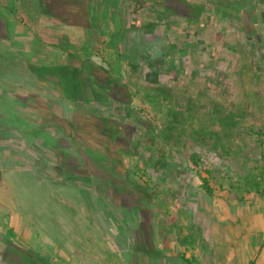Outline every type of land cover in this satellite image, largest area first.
Returning <instances> with one entry per match:
<instances>
[{"label": "crops", "instance_id": "0c3cea01", "mask_svg": "<svg viewBox=\"0 0 264 264\" xmlns=\"http://www.w3.org/2000/svg\"><path fill=\"white\" fill-rule=\"evenodd\" d=\"M136 7L0 0V197L21 166L65 199L49 235L6 219L0 264H264V193H207L190 161L138 171Z\"/></svg>", "mask_w": 264, "mask_h": 264}, {"label": "rangeland", "instance_id": "374dc122", "mask_svg": "<svg viewBox=\"0 0 264 264\" xmlns=\"http://www.w3.org/2000/svg\"><path fill=\"white\" fill-rule=\"evenodd\" d=\"M178 1L138 0V7L129 9L138 15V23L130 26L138 33V171L151 182L169 173L167 161H181L182 165L183 161L192 162L191 152L200 156L193 166L197 170L193 178L202 173L205 165L233 174L236 165H241L238 162L245 164L256 155L254 136L247 127L264 123V112L257 104L264 100L261 0ZM249 63L258 65L261 71L248 72ZM252 74L259 80L256 87L250 84ZM156 84L167 85L179 94L183 106L185 99H192L197 104L194 112L202 120L209 115L213 103L243 107L244 100L250 99L232 143L233 159L195 146L189 138L181 147L166 141L162 131L165 110L158 111L145 95ZM183 112L188 110L183 108ZM186 168L177 170L185 173ZM32 170L19 166L8 183H3L6 195L0 197L1 239L14 237L6 219L16 215L37 233L43 221L47 231L42 229L41 234L49 235L46 222L56 215L55 203L65 204L62 194L55 198L45 195V189L35 180L38 171ZM191 190L197 191L198 186L193 185Z\"/></svg>", "mask_w": 264, "mask_h": 264}, {"label": "trees", "instance_id": "16d2710c", "mask_svg": "<svg viewBox=\"0 0 264 264\" xmlns=\"http://www.w3.org/2000/svg\"><path fill=\"white\" fill-rule=\"evenodd\" d=\"M246 69L251 71L252 69ZM258 72L260 69H256ZM254 87L259 81L253 74L250 76ZM156 83V82H154ZM146 98L156 107L165 110L162 116V131L165 140L177 147L184 145V139L189 138L191 143L198 147L213 149L219 154H223L227 159L232 160L234 155L232 143L235 141L237 128L240 127L245 110L249 105V100H244V106H229L225 102H216L211 106V111L205 120L194 112L197 104H193L192 99H185L184 106L179 101V94L175 93L167 85L156 84L148 88L145 92ZM171 104V105H169ZM248 104V105H247ZM262 112H264V100L257 102ZM183 108L188 112H183ZM248 132L254 136L255 158L245 164L236 165L233 174H227L222 169L207 165L203 169V174H199L202 188L207 193L212 192L209 181L218 178V186L221 189L227 188L237 196L246 193H264V123L251 124L247 127ZM194 164L200 161L197 152H191ZM229 168V166H227Z\"/></svg>", "mask_w": 264, "mask_h": 264}, {"label": "flooded vegetation", "instance_id": "af4514ba", "mask_svg": "<svg viewBox=\"0 0 264 264\" xmlns=\"http://www.w3.org/2000/svg\"><path fill=\"white\" fill-rule=\"evenodd\" d=\"M178 1V0H177ZM179 2V1H178ZM181 3V2H180Z\"/></svg>", "mask_w": 264, "mask_h": 264}]
</instances>
